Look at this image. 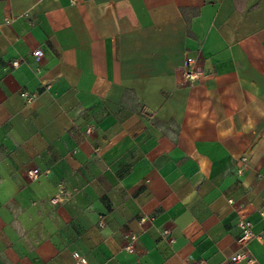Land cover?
<instances>
[{"label":"crops","instance_id":"0c3cea01","mask_svg":"<svg viewBox=\"0 0 264 264\" xmlns=\"http://www.w3.org/2000/svg\"><path fill=\"white\" fill-rule=\"evenodd\" d=\"M241 217L264 264V0H0V264H224Z\"/></svg>","mask_w":264,"mask_h":264},{"label":"built area","instance_id":"2783aa9c","mask_svg":"<svg viewBox=\"0 0 264 264\" xmlns=\"http://www.w3.org/2000/svg\"><path fill=\"white\" fill-rule=\"evenodd\" d=\"M33 54L37 57V59H41L44 54V51L42 48H37L33 51ZM19 62V60L15 59L13 61V64L18 65ZM202 74L203 70L201 68V65L199 64L198 59L195 57H189L184 66L185 77L188 80L197 81L201 78ZM22 95L28 100H31L34 97V95L30 94L28 91L22 92ZM242 159L243 161H245L246 157H242ZM62 201L63 198L60 196H54L51 198V202L55 204ZM239 226L241 228V234L238 238V247L226 257L224 264H258L257 257L253 254L249 247L250 242L258 235L253 229V222L246 217H241L239 220ZM129 238L130 243L127 245V249L133 250L134 242L137 239V235L135 233L130 234ZM77 256L78 260L75 264H88V260L84 255L79 254ZM194 264L209 263L206 259L200 258L197 259Z\"/></svg>","mask_w":264,"mask_h":264}]
</instances>
